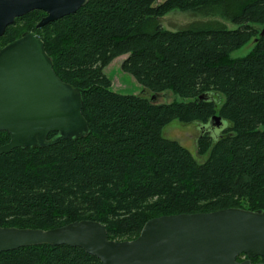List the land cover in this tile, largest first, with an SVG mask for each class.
Wrapping results in <instances>:
<instances>
[{"label":"trees","instance_id":"16d2710c","mask_svg":"<svg viewBox=\"0 0 264 264\" xmlns=\"http://www.w3.org/2000/svg\"><path fill=\"white\" fill-rule=\"evenodd\" d=\"M171 11L219 15L236 28L214 19L167 30L159 19ZM44 15L27 13L15 24L27 21L28 30L13 37L11 25L5 36L33 31L43 41L56 75L80 91L88 132L50 133L43 147L0 155L1 227L87 219L122 241L162 215L264 210V0H89L36 28ZM251 41L246 55L231 58ZM122 55L123 71L174 101L113 91L104 68ZM213 115L227 123L215 136ZM174 120L200 125L196 155L163 136ZM9 138L1 131L0 145ZM0 264L102 263L79 247L37 245L1 252Z\"/></svg>","mask_w":264,"mask_h":264},{"label":"water","instance_id":"95a60500","mask_svg":"<svg viewBox=\"0 0 264 264\" xmlns=\"http://www.w3.org/2000/svg\"><path fill=\"white\" fill-rule=\"evenodd\" d=\"M88 1L0 0V37L15 18L33 10L45 13L36 24L41 28ZM159 95L152 94L150 100ZM81 109L80 91L56 75L43 41L33 31L0 48V132L10 137L0 145V155L43 147L50 133L57 134L56 140L83 136L88 126ZM223 125L218 115L208 124L212 129ZM37 245L79 247L102 264H264L251 262L264 258V210L162 215L146 221L136 238L122 241L109 239L103 224L87 219L47 230L0 226V253ZM240 255L246 259L239 261Z\"/></svg>","mask_w":264,"mask_h":264},{"label":"rangeland","instance_id":"374dc122","mask_svg":"<svg viewBox=\"0 0 264 264\" xmlns=\"http://www.w3.org/2000/svg\"><path fill=\"white\" fill-rule=\"evenodd\" d=\"M164 0H157V2H162ZM219 20L226 24L230 29L236 28V25L229 23L228 21L222 19L219 15L214 17H204L191 12H180L171 11L159 19L160 24L163 28L171 31L179 30L186 27L188 24L193 22H203L208 20ZM31 25L27 21H19L12 28V36L16 37L21 32L28 30ZM10 40V36H5L0 39V46L4 45ZM253 42H248L246 45L237 49L231 53V58H237L246 55L252 48ZM127 55H122L115 58L108 66L104 68L105 75L111 81V89L120 94H134L142 95L150 98L153 94L148 90L144 89L129 73L125 72L121 68V64ZM167 96L160 94L155 102L157 103H169L174 101V96L169 93ZM227 123L224 121V125ZM200 125L198 123H181L177 120L172 121L162 130V134L165 138L177 141L179 144L187 148L193 154L196 155V139L200 134ZM219 131L213 129L210 133L215 136ZM197 157V156H196ZM199 161H203L204 157H197Z\"/></svg>","mask_w":264,"mask_h":264},{"label":"flooded vegetation","instance_id":"af4514ba","mask_svg":"<svg viewBox=\"0 0 264 264\" xmlns=\"http://www.w3.org/2000/svg\"><path fill=\"white\" fill-rule=\"evenodd\" d=\"M26 15V14H25ZM45 16V15H44ZM44 16H42V17H44ZM23 17V16H22ZM42 17H41V19H42ZM20 18V17H19ZM18 18H15V20H14V22L11 24V25H15V22H16V20H17ZM40 19V20H41ZM39 20V21H40ZM38 21V22H39ZM37 22V23H38ZM11 25H9V26H11ZM9 26H7V27H9ZM7 27H6V29H7ZM6 29H5V31H6ZM29 32V31H28ZM5 36V32H4V34L0 37V39L2 38V37H4ZM17 38H19V37H17ZM17 38H15V39H17ZM15 39H12V40H9V41H7L4 45H2V46H0V48H3L5 45H7V44H9L10 42H12V41H14ZM246 259V257H241V260H239V261H243V260H245ZM252 263H264V261H260V260H258V261H251Z\"/></svg>","mask_w":264,"mask_h":264}]
</instances>
